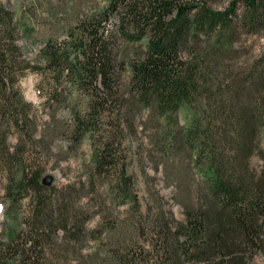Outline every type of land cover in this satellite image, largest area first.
<instances>
[{
    "label": "trees",
    "instance_id": "1",
    "mask_svg": "<svg viewBox=\"0 0 264 264\" xmlns=\"http://www.w3.org/2000/svg\"><path fill=\"white\" fill-rule=\"evenodd\" d=\"M105 1L80 17L63 38L48 37L31 61L21 55L16 39L30 36L33 27L24 14L15 17L0 6V156L8 169L0 264H47L46 253H55L49 246L57 238L72 248L77 264H137L143 258L144 250L102 249L107 246L103 227L86 231L90 214L77 204L81 193L93 195L110 176L113 201L135 200L117 127L103 137V119L115 114L130 128L133 112L142 109L160 119L163 145L188 152L191 170L200 179L197 204L184 209V221L174 227L162 222V245L148 251L154 264H255L256 255L264 264V51L247 65L226 62L240 31L264 29V0ZM119 39L139 44L127 62L119 56ZM25 70L49 80L46 91L37 87L45 109L67 108L68 122L59 124L66 126L62 132L70 144L85 140L91 147L86 181L54 194L43 171L33 170L23 156V136L39 142L30 105L13 89L14 78ZM184 110L191 118L181 123ZM56 124L52 118L43 131ZM12 127L21 141L9 152L5 135ZM41 138L46 149L48 142ZM255 155L263 160L259 169L250 164ZM26 196L29 208L23 210ZM90 203L100 209V201ZM88 243L93 249L82 258L79 248Z\"/></svg>",
    "mask_w": 264,
    "mask_h": 264
},
{
    "label": "rangeland",
    "instance_id": "2",
    "mask_svg": "<svg viewBox=\"0 0 264 264\" xmlns=\"http://www.w3.org/2000/svg\"><path fill=\"white\" fill-rule=\"evenodd\" d=\"M106 4L105 0H0V6L13 12L15 17L24 14L26 21L33 27L30 36L17 37L16 44L20 48L21 55L33 60L48 37L63 38L64 33L73 26L84 14L101 8ZM224 4H220L222 6ZM120 53L127 62L139 48V44L118 40ZM234 53L226 60L232 67L247 65L251 60L264 51V29L256 33L240 31L233 43ZM185 56V54H184ZM122 69V89L127 90L129 69L127 64ZM51 78V77H50ZM48 79H44L40 73L25 70L14 78V91L17 97L30 105L29 118L32 119L36 130L34 138L38 143H30V136H23V156L33 170L43 171V181L52 184L53 191L68 185L77 186L87 179L86 167L91 162V147L88 141L71 143L62 132L64 123L68 122L69 112L66 107H56L47 110L43 107L44 95L40 94L37 87L40 85L46 91ZM10 89L9 87L7 88ZM14 94V95H15ZM113 112L112 114H114ZM57 126H52L48 131H43L51 119ZM191 118L186 110L180 113L181 123H186ZM131 127H126L128 120L120 117L104 118L103 137L112 127H117V136L120 140L119 150L126 164V170L132 177V194L135 200L125 203L113 201L114 179L108 177L107 181L97 186L95 193L87 195L81 193L77 197V204L83 207L90 217L84 222V229L90 231L103 227L102 241L107 245L119 249L144 250L145 255L137 261V264H154V257L150 249H160L162 245L158 232L162 222L167 221L173 227L176 223L184 221V209L187 206H196L197 189L200 179L191 170L188 160V152L179 145H163L160 133L163 131L160 119L148 110L142 109L133 112ZM22 130V128H18ZM48 142L46 149L42 146ZM6 148L13 151L15 144L20 140L16 127L11 128L5 135ZM263 163L260 156L251 157V166L259 169ZM7 166L0 156V224L3 220L2 207L3 186L7 180ZM54 194V193H53ZM100 201V209L91 205L90 201ZM29 196L22 199L23 210L29 207ZM1 227V225H0ZM114 228L106 232L107 228ZM1 229V228H0ZM110 234V235H109ZM57 235H61L58 231ZM59 237V236H58ZM55 251L53 255L46 253L47 264H77L76 255L70 252L69 246L63 245L59 238L56 244L49 246ZM58 249V250H57ZM68 249V250H67ZM80 257H86L93 249L92 244L79 248ZM89 260V258H88ZM255 264H263L259 255L254 258ZM81 263H85L82 261Z\"/></svg>",
    "mask_w": 264,
    "mask_h": 264
}]
</instances>
